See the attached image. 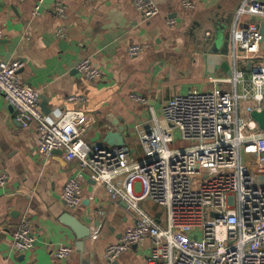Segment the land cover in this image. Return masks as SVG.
Returning <instances> with one entry per match:
<instances>
[{"label": "crops", "instance_id": "crops-1", "mask_svg": "<svg viewBox=\"0 0 264 264\" xmlns=\"http://www.w3.org/2000/svg\"><path fill=\"white\" fill-rule=\"evenodd\" d=\"M0 0V60H19L20 81L40 93V112L57 121L67 110L80 109L95 125L84 136L90 146L113 130L112 116L127 128L123 133L131 157L140 160V133L153 126L166 103L191 89L208 91L216 81L232 77L235 65L233 32L251 18L239 15L244 0H153L158 14L144 20L133 0ZM192 4V8L183 2ZM264 2V0H258ZM173 19L174 25L168 20ZM217 29L223 30L221 40ZM210 32V36L205 34ZM218 42L220 62L208 71L207 56ZM144 49L130 56L132 45ZM88 59L99 69V79L88 82L77 64ZM248 71L249 63L237 62ZM230 72V74H229ZM132 94L145 102L135 101ZM77 97L78 101L67 99ZM44 102V105H43ZM0 170L8 175L0 188V264H146L152 248L149 239L132 245L109 262L105 249L117 243L134 221L124 201H113L89 173L84 172L81 202L68 207L62 200L65 183L79 170L61 150L43 156L38 150L36 124L22 128L15 110L0 96ZM140 205L161 225L164 215L157 205L143 200ZM22 219L30 222L35 245L24 252L11 249L12 232ZM77 220L90 236L79 238L70 226ZM59 246L72 249L57 258Z\"/></svg>", "mask_w": 264, "mask_h": 264}, {"label": "built area", "instance_id": "built-area-1", "mask_svg": "<svg viewBox=\"0 0 264 264\" xmlns=\"http://www.w3.org/2000/svg\"><path fill=\"white\" fill-rule=\"evenodd\" d=\"M43 0L34 8L36 15ZM144 20L155 17L153 0H133ZM192 8L189 2H183ZM239 15L256 16L244 28L233 32L235 54L232 77L216 81L231 85L227 91L215 86L208 91L191 89L169 100L161 117L140 133L143 157L135 160L127 147L90 146L84 136L95 125L80 109L65 111L53 121L39 110L40 93L20 81L19 60H0V96L16 112L22 128L36 124L38 150L49 156L61 150L66 161L79 170L65 183L62 200L68 207L81 202L83 174L87 172L105 188L113 201H124L134 214L120 240L105 249L109 262L132 245L149 239L152 248L146 264H264V179L254 173L256 164L264 173V132L250 117L264 100V49L259 22L264 21V2L244 0ZM174 25L173 19L168 20ZM205 34L210 36V32ZM144 49L132 45L130 56ZM249 63L248 71L237 62ZM76 70L88 81L101 73L83 59ZM131 98L145 102L136 94ZM68 101H78L70 96ZM8 175L0 170V188ZM150 200L165 209L161 225L141 205ZM27 219L12 232L11 249L24 252L35 245ZM72 249L59 246L55 256L70 255Z\"/></svg>", "mask_w": 264, "mask_h": 264}, {"label": "water", "instance_id": "water-1", "mask_svg": "<svg viewBox=\"0 0 264 264\" xmlns=\"http://www.w3.org/2000/svg\"><path fill=\"white\" fill-rule=\"evenodd\" d=\"M251 21L252 22H258V19L256 16H251ZM260 25V35L262 38V47L264 49V21L259 22ZM222 35L218 36V39L221 40ZM238 50L242 51L241 48H238ZM207 65H208V71L211 72V69L214 68V66L219 65L223 70L229 71L228 66L223 63L222 61L220 62V55H219V47H218V42L214 44V47L212 49V53L207 56ZM230 74V72H229ZM44 105V102H43ZM250 117L253 121H255L257 128L261 131L264 132V100L262 103V107L260 110H253L250 113ZM110 122L112 124L113 130H108L104 133L102 141L98 142L95 144L96 147H124L125 146V141L123 138V133L127 130L125 126H123L118 120L113 118L112 116L109 117ZM70 226L72 227L73 231L76 232L77 236L79 238L83 239L88 236H90V233L87 230L81 228L80 224L78 223L77 220H73L70 223Z\"/></svg>", "mask_w": 264, "mask_h": 264}, {"label": "rangeland", "instance_id": "rangeland-1", "mask_svg": "<svg viewBox=\"0 0 264 264\" xmlns=\"http://www.w3.org/2000/svg\"><path fill=\"white\" fill-rule=\"evenodd\" d=\"M216 31H217L218 36L222 35L223 33L222 29L221 30L217 29ZM254 173L256 174L257 177L264 179V173L261 172L260 168L256 164L254 165ZM164 210L165 209L160 206L156 207V211H158V213L160 212L162 215H164Z\"/></svg>", "mask_w": 264, "mask_h": 264}]
</instances>
